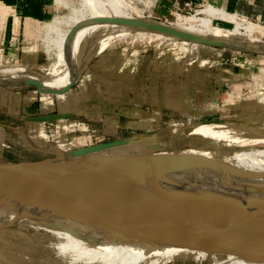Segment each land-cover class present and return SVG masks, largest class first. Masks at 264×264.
I'll return each mask as SVG.
<instances>
[{"label": "rangeland", "instance_id": "1", "mask_svg": "<svg viewBox=\"0 0 264 264\" xmlns=\"http://www.w3.org/2000/svg\"><path fill=\"white\" fill-rule=\"evenodd\" d=\"M97 1L105 5L103 15L109 20L99 22L82 43L80 74L64 95L43 92L34 84L0 85V162L17 164L51 157L57 162L63 157V162L99 166L110 161L99 163L104 157L143 161L142 157L162 159L202 150L204 157L247 170L249 166L238 158L263 157V53L141 30L119 21L131 18L189 31L190 19L200 15L212 18L213 25L229 38L264 42L260 35L264 33L243 30L256 22L229 11L224 21L219 20L207 12L218 6L191 1L175 6L167 20L154 19L149 0ZM89 9L84 0H53L50 18L36 21V32L23 38L21 58L0 54V77L11 75L13 67L23 68L26 74H47L57 61L60 35L74 39L76 25L82 28L93 22L77 24L91 16ZM179 15L184 19L179 20ZM52 18L57 19L52 25L56 32L45 37L43 26ZM236 26L240 32L234 31ZM201 125L224 130L228 137L217 142L195 131ZM56 148L62 157L53 153ZM206 174L203 169H185L169 176L200 178ZM6 231L8 238L0 240V248L14 259L12 264H105L61 249L57 233L46 222L28 229L11 226ZM233 243L220 254L219 264H232L247 252L261 250L260 243Z\"/></svg>", "mask_w": 264, "mask_h": 264}, {"label": "bare ground", "instance_id": "2", "mask_svg": "<svg viewBox=\"0 0 264 264\" xmlns=\"http://www.w3.org/2000/svg\"><path fill=\"white\" fill-rule=\"evenodd\" d=\"M84 5L91 7V10L89 9L92 11L91 16L86 17L85 20H77V24L82 25L88 21L93 22L90 25L85 24L82 28L76 25L78 33H76L74 39H71L72 36L62 37L60 35L57 44V61L47 74L40 72L26 74L23 68L13 67L11 75L0 77V85L8 88H19L39 83L43 92H65L68 87L74 84L81 69L82 43L99 22L109 20L103 15L102 6L105 5H101L97 0H84ZM207 12L216 15L219 20L223 21L227 13L225 9L220 7H212ZM178 19L182 20L184 18L179 15ZM119 22L123 25L135 26L141 30H149L170 36H183L187 40L264 54V42L240 41L229 38L223 33L222 28L213 25L212 18L200 15H195L190 19L188 23L189 31L168 27L157 22L133 20L131 18ZM240 29L236 26L234 31L237 33L240 32ZM243 30L249 34L254 31L264 33V28L253 22L244 26ZM104 40H106V37ZM104 45L106 44L104 43ZM67 63H69L67 66H63ZM195 131L209 135L217 142L220 138L228 137L227 132L217 130L211 125L198 126ZM26 142L31 145L29 141L26 140ZM53 153L58 157L63 156V152L59 148L54 149ZM188 154L204 156L206 153L202 150H194L187 151L183 155ZM245 154L243 153L242 156ZM262 156L260 159L247 160L245 157H241L238 160L249 166L248 171L264 172L263 170L254 169V167L264 168V151ZM118 163L123 162L110 160L101 164L108 166ZM48 167H52V170L60 168L80 170L78 166L59 163L53 158L20 164L0 163V198H7L4 199L5 205L0 208V221L4 222L11 218H17L11 225L0 226V240L3 241L8 238L6 233L8 227L16 226L20 229H28L35 224L46 222L57 233L61 249L70 250L81 257L88 255L89 258L95 259L97 263L167 264L168 262L181 261L180 264H203L205 260H208V264H219L220 254L234 242L251 245L260 243L261 252H259L263 255L258 252L252 253L253 255L249 254L232 264H264L263 233L252 229H244L231 223H220L219 225V219L211 211L193 203L175 201L167 208L163 207L154 211L147 208L138 212L135 209L138 207L135 205L139 201L141 202L139 195L127 197L124 193L119 192L115 194L111 204L98 205L84 214L76 215L60 214L54 210H49V208L25 202L29 198L19 195L18 190L34 173ZM171 177L197 181L208 180L206 190L219 188V182L217 181L219 178L227 179L230 181V185L247 187L248 193L251 194L248 200L244 197L236 200V203L241 207L253 209L255 208L253 205L255 200L264 201V178L242 179L233 175L232 172L226 171H218L208 176L206 174L200 178ZM45 180H47V177L41 176L36 185L39 186ZM145 206L146 204L142 208ZM23 213H27L29 217L21 215ZM27 242L31 243V241ZM8 260L11 262L10 264L14 261L3 248H0V264H4L5 261L7 264Z\"/></svg>", "mask_w": 264, "mask_h": 264}, {"label": "water", "instance_id": "3", "mask_svg": "<svg viewBox=\"0 0 264 264\" xmlns=\"http://www.w3.org/2000/svg\"><path fill=\"white\" fill-rule=\"evenodd\" d=\"M34 85L41 89V84L35 83ZM142 158L135 159L143 161L104 157L98 161L115 160L126 161V163L82 166L77 163L63 162L62 157L57 162L73 164L80 170H73V168L52 170V167L41 169L20 187L18 194L28 197L29 199L25 201L27 203L49 208L60 214L76 215L84 214L98 205L111 204L115 194L119 192L127 197L139 195L141 202L135 205L138 207L135 208L138 212L147 208L152 209L151 211L167 208L175 201L189 202L211 211L219 219V225L220 223H231L264 234V201L255 200L253 209L241 207L236 203V200L242 197L249 199L251 194L248 193L247 187L230 185L227 179L219 178L217 180L219 188L206 190L208 180L175 179L169 176L170 173L180 170L203 169L207 172V176L218 171H226L242 179H258L264 178V172L243 170L196 154L175 155L162 159H155L156 155ZM41 176H46L47 180L38 186L36 183ZM4 199L7 198H0V208L6 203ZM144 204L146 206L142 208ZM21 215L29 217L27 213ZM16 219L0 221V226L11 225ZM257 252L259 251L247 252L241 257Z\"/></svg>", "mask_w": 264, "mask_h": 264}, {"label": "crops", "instance_id": "4", "mask_svg": "<svg viewBox=\"0 0 264 264\" xmlns=\"http://www.w3.org/2000/svg\"><path fill=\"white\" fill-rule=\"evenodd\" d=\"M152 3L151 14L156 20H167L176 6L188 1L212 4L235 13L248 20L264 26V0H149ZM53 0H0V54L16 59L21 54V42L35 31V22L49 19L52 14ZM70 18H64L69 20ZM50 19L44 26L45 37H52L55 29ZM64 25V24H63ZM30 30V31H29ZM56 32V31H55ZM264 36V34H260ZM210 44V43H207ZM225 47V46H223ZM227 48V47H226ZM264 55V54H263ZM1 56V55H0ZM21 58V57H20ZM19 58V59H20ZM59 93V94H58ZM61 93V94H60ZM56 92L57 95H64ZM66 93V92H65Z\"/></svg>", "mask_w": 264, "mask_h": 264}, {"label": "built area", "instance_id": "5", "mask_svg": "<svg viewBox=\"0 0 264 264\" xmlns=\"http://www.w3.org/2000/svg\"><path fill=\"white\" fill-rule=\"evenodd\" d=\"M179 5V3L178 2H176V6H178ZM188 5H189V3H188Z\"/></svg>", "mask_w": 264, "mask_h": 264}]
</instances>
